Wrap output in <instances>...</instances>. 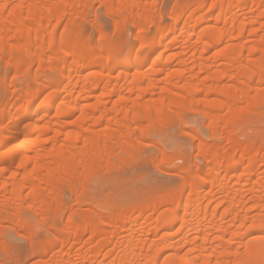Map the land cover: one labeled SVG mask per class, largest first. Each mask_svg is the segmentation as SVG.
Instances as JSON below:
<instances>
[{"label": "bare ground", "instance_id": "obj_1", "mask_svg": "<svg viewBox=\"0 0 264 264\" xmlns=\"http://www.w3.org/2000/svg\"><path fill=\"white\" fill-rule=\"evenodd\" d=\"M85 1L15 0L11 6L8 4L10 0L0 3V65L4 63L13 70L14 77L19 74L21 79L33 64L38 77L47 66H50L47 67L49 71L56 69L59 73L57 80L52 78L53 81L48 83L37 80L39 87L26 104L24 102L25 106L20 116L14 118L15 122H8L12 120L10 110L22 104L27 97L29 89L25 80L20 82H24L20 91L13 90L5 100L0 96V192L5 193L10 188L17 193V200L22 198L21 191L27 189L35 203L47 202L43 192L51 193L52 204L58 202L57 181L77 174L87 176L98 169L102 155L106 157L111 153L109 143L125 135L121 128L127 126L128 120H143L147 126H154L157 120L165 118L164 111L170 107H202L207 114L212 106L218 105L224 111L217 120L227 137L238 135L240 130L234 127L247 120L263 104L264 94L259 86L264 84V22L261 20L264 0H208L206 12H203V1L185 4L172 16V24L164 23L163 17L158 15L154 17L155 0H105L107 11L123 22L128 21L135 27L140 20L155 28L152 38L146 36L145 29L137 28L132 43L125 49L104 34L92 47L78 27L70 35L57 34L61 19L65 15L76 16L79 5ZM247 4L257 9L248 18H241L238 13L244 11ZM133 8L138 15L136 21L130 12ZM121 10H126L127 15L122 12L121 16ZM210 19L214 20L213 24H210ZM261 29L262 34L259 33ZM246 32L256 37L251 46L241 42ZM184 33L187 34V42L194 37V42H191L194 47L202 45L198 46L201 49L199 57L190 58V68L184 54L174 51L178 49ZM231 38L233 42L238 40L237 43L227 44ZM219 46L222 47L218 49ZM213 48H216L214 55L204 54ZM143 49L145 53L136 59L135 52ZM175 58L182 68L171 70L170 64ZM252 77L260 83L258 88L252 85ZM224 79H230L227 83H231L222 84ZM9 85L11 81L3 75L0 88L5 90ZM48 91L49 94L41 100ZM123 93L137 96L132 100L131 96ZM155 93L158 96L153 98ZM82 95L86 96L83 98L85 101L91 98L96 101L81 104ZM9 100L14 102L10 104ZM234 100L243 103L244 107L232 108L231 101ZM35 102L37 104L33 107ZM44 111L50 115L54 113L53 121L50 119L46 124L32 122L21 132L24 141L14 140L21 134L17 131L20 121ZM76 112H80V121L75 124V130L66 132L64 145H56L67 127L64 120H69ZM86 121L92 122L95 128L105 125L104 129L89 132L84 128ZM111 125L118 129H110ZM11 129L15 130L14 135H5ZM145 129L139 125L140 134H144ZM248 138L244 141L234 139L232 152L226 149L220 152L201 142L199 148L205 153L206 161L211 163L207 173L198 167L188 176L184 186L165 195L150 213L147 207L138 204L125 212L115 208L96 220L88 217L83 226H76L77 230L69 232L78 244L83 234L90 233V240H96L91 243L92 247L86 250L85 245V251L82 248L81 252L77 251L76 260L64 253L65 256L50 264H264V215L248 214L253 207L264 210V178L257 174V168L264 166V147ZM49 140L52 144L47 148L45 144ZM6 144L10 145L6 147ZM232 156L236 157L234 161L227 163ZM7 171L11 177L5 176ZM206 178H209L208 183ZM205 186L220 195L215 197L212 192L201 198ZM240 186L255 192L250 196L253 207L250 204L245 212H242L244 202L237 198V187ZM74 194L77 195L75 190ZM12 200L10 205L16 204V199ZM8 202L0 200V209ZM213 202L217 203L210 206L209 211ZM221 206L220 219L223 221L216 223L214 220ZM256 231L263 232V235L244 242ZM70 234L67 239L65 236L54 238L41 254L49 253L58 244L65 247ZM233 242L239 244L243 251L233 249ZM187 244L189 249L183 250ZM103 250H106L102 255L106 256V261L98 260ZM35 255L31 252L28 257Z\"/></svg>", "mask_w": 264, "mask_h": 264}, {"label": "rangeland", "instance_id": "obj_2", "mask_svg": "<svg viewBox=\"0 0 264 264\" xmlns=\"http://www.w3.org/2000/svg\"><path fill=\"white\" fill-rule=\"evenodd\" d=\"M63 1L64 0H54L55 3H61ZM201 1H203V3L205 2L203 12H206L209 6L208 0H155V8L153 9L155 15L153 12L152 14L154 17L157 15L161 18L163 17L162 19H164V23L172 24V16L174 13H178L182 6ZM1 2L2 0H0V3ZM104 2L105 0H86L84 4L82 3L79 5V10L76 16L71 17L65 15L61 19L58 25L57 34L70 35L74 32L75 28L78 27L83 38H86L90 43L89 45L92 47L97 45L100 35L104 34L108 39L120 44L123 49L132 43L133 35L138 32L137 28L145 29L146 36L149 38L154 36L155 28L153 25H147L139 20L134 27V25H131L128 21L123 22L120 17L110 14L107 11ZM142 2H144V0H142ZM14 3L15 0H10V3L8 4L11 6L14 5ZM256 9L257 8L255 6L247 4L244 11L238 10L240 12L238 15H240L241 18H248L252 11ZM235 10L237 11V9ZM125 11L121 10V16L122 12L124 16L127 15L126 13L128 12ZM130 12L133 15V20L136 21L138 19L136 9L133 8ZM261 20L264 22V14ZM213 23L214 20H211L210 24ZM263 29L259 30V33L262 34ZM246 33L247 34H244L243 36L244 39H241V42H245L244 44L246 46H251L254 44L256 37L252 36V34L248 32ZM182 37V39L180 38L181 42L178 49H175L174 51L178 53L182 52L184 54L183 56L186 57L188 62V64L187 62L186 64L188 65V68H190L192 67V65L190 66V58L193 56H195V58L199 57L201 54L200 47H202V45H198L200 47H194L192 44L195 40L194 37L187 42L186 33H184ZM229 40L232 42L227 41V44H235L238 41L234 39L235 42H233V38ZM221 47L222 46H219L218 49ZM145 49L136 51L134 57L136 59L142 57L143 53L146 51ZM215 51L216 48H213L209 53L204 54H206V56H212L214 55L212 53H215ZM167 54H171V52H168ZM176 58L178 59V57ZM176 58L171 61V70L182 68L180 61ZM1 65L0 79L3 75H6L12 85H9L5 90L0 88V96H3L2 99H7L8 97L6 98V95H9L13 92V90L20 91L22 89L21 85L24 82L27 89H29L27 97L25 96V100L23 99V105L20 103L16 106L18 107V110H16V107L11 109L12 112L10 110V117L12 120H8L9 123L15 122L14 118L18 117L25 106L26 101L31 98L35 90L39 87L37 81L38 79L43 83H48V81L51 82L53 79L57 80L59 78V73L55 71L56 69L50 68V71L49 68L47 69V67L50 66L44 67L41 71L42 74L40 73L41 76L39 75L40 77H38V72L33 64L25 71L24 79H21L18 78V76H20L19 74L17 77L15 76V78L13 70L4 65V63ZM201 76H204V74ZM22 80L25 81L20 83ZM228 80L230 79H224L222 84L225 82V84H230V81L227 83ZM250 80L252 85L258 88L260 83L257 82L256 78L252 77ZM172 81L175 80L173 79ZM127 83H129V81ZM116 86L118 87L119 85ZM23 87L25 88V85ZM260 87L264 94V84H261L259 88ZM48 94L49 91L45 92L41 97V100H43ZM127 94L123 93L122 95L126 96ZM153 95V98L158 96L156 93ZM74 96H76V94H74ZM130 96L131 95H129V97ZM136 96V94H133L131 99L134 100ZM85 97L86 96L82 95L80 100ZM148 97L149 96L146 98ZM11 101L14 102V100ZM11 101L9 100L10 104H12ZM95 101V98H91L89 101H85L83 99L82 102H80L81 104L83 102H85L84 104H90V102L94 103ZM36 104L37 103L35 102L33 107L36 106ZM111 104L112 103L108 104V107ZM231 107L238 109L244 107V104L234 100L231 101ZM14 109L15 111L13 112ZM222 111H224V109L222 110L218 105H214L209 110V113L205 114V110L202 107L193 108L186 105L185 107H170L165 109V118L163 120H157L154 126H147L143 120H128L127 126L121 128V131L124 132L125 135L123 137L121 136L118 140H114L109 143L111 153H108V156L106 157L102 155V160L100 162V164H102H99L98 169L87 176L83 174H79L80 176H78L77 174L76 177H74L72 173H69L70 176H73L72 178L68 177V175L67 179L63 178V181H57L58 187H56L59 189V199L55 204L51 203V193L43 191L42 192L44 193L47 201L45 204L33 202L27 189H23L21 191L20 195L22 198L19 197L18 200L17 193L11 191L10 188L5 193L0 192V200L9 201V204H6L5 207L0 209V264H50L55 261V259L57 260L60 256H65L64 253L69 255L72 260H76L78 256L77 253L81 252V248L82 251L86 248H91L92 244H94L96 240L93 238L92 242L90 240V233H86L81 236V240L78 244L75 239H73L69 231L74 232L77 230L76 226H83V222L89 220L88 217L96 220L97 218L99 219V217L102 218V216H107V214L112 212L113 209L118 210L120 208L123 212H125L127 209L138 204L147 207V211L150 213L155 210V204L162 201V199L165 198V195L167 196L169 193L172 194L177 192L183 184H186L189 179L188 176H190L191 173L198 167L207 173V168L211 167V163L206 161L207 157L205 153L199 148L201 142H203L207 147H212L220 152L225 151V149L232 152L233 144L231 143L234 139L244 141L246 137H249V140H252L257 144H262L264 147V101L256 111L249 115L247 120L241 121L238 126L234 127V129L240 130L238 135L233 134L230 136L227 135L226 137V131L223 129L224 127H221V122L217 120ZM79 113L80 112H76V114H73L71 118H68L69 120H64L67 122V127L63 130L64 135L62 134L60 135L61 137L58 138L60 141L57 140L58 143L56 142V145H64L66 143L65 134L70 129L71 131L75 130V124L80 121L78 120V118H80ZM52 114L54 115V113ZM52 114L50 115L49 112L44 111L30 115L19 122L17 125V131L21 133L23 129L29 127L32 122L46 124V122L53 121ZM86 122L84 123V128H87L89 132L91 130L96 133L97 130L104 129L105 126L96 127V129L92 122ZM140 124L146 128L144 134H140L139 132ZM4 125L6 124L4 123ZM110 129L117 130L118 128L116 125H111ZM14 133L15 130L11 129L6 132L5 135L13 136ZM31 136L34 138L35 134H31ZM22 137L24 136H22L21 133L14 140L21 143L20 141L23 142L25 139ZM226 138L229 139L227 140ZM229 140H231V142ZM51 141L52 140H49V142L47 141V145L45 144V147L48 148L51 146ZM10 144H6L5 146L8 147ZM78 145L81 147L80 141ZM228 148H231V150H228ZM262 152H264V148ZM235 158V156H232L230 158L231 160L227 161V163H231ZM257 174L258 176H262L264 178V166H259L257 168ZM5 176L11 177L8 171L7 174L5 173ZM205 181L208 183L209 178H206ZM250 186L251 185H249V187ZM208 187L209 186H205V191L203 192L204 194L201 195V198H203L202 196L211 194L212 192L213 194L215 193V197L220 195V193H216V190L210 191L211 188ZM249 187H237V198H239V200L242 199L240 201H243L244 204L247 203L242 205V212H245L246 209L248 210L253 204L250 196H254L255 192H252V190L249 191ZM74 190L77 192V195L74 194ZM241 195L242 197H245L240 198L239 196ZM14 198L16 199V204L14 203L15 205H10L13 203L12 199ZM214 203L215 202L209 205V211H211L210 206H214ZM211 208L213 209V207ZM162 209L163 208L160 210ZM221 210H223L222 206L219 210H217L216 219L214 220L216 223L223 221L220 219ZM260 210L259 208L253 207L250 209L248 214H251L250 216H254L259 213L264 215V210H261L262 212ZM180 212L182 213V210ZM132 217H134V213ZM70 228H72V230H69ZM253 233H251L252 235L250 234L247 236L244 239V242L251 241L261 234L263 235V232L260 233L259 231H256L254 234ZM69 234V243L65 247H60L58 244L50 250L49 253L41 254L45 246H47V243L54 240V238L60 239L62 236H65L66 238ZM211 239L212 237L210 240ZM226 239H228V236ZM88 240L89 242H86ZM86 243L89 246H87ZM233 243L231 244L233 249L237 248L240 252L243 251V248L239 246V244L236 242ZM69 244L71 245L68 246ZM189 246V244L184 245L183 250L189 249ZM31 252H35L36 255L29 258L28 256ZM103 252L99 256L100 259L98 258V260L103 261L105 259L106 261V256H102L106 254V250L104 253Z\"/></svg>", "mask_w": 264, "mask_h": 264}]
</instances>
